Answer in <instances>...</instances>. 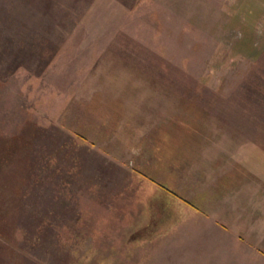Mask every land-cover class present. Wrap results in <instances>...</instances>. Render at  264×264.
Wrapping results in <instances>:
<instances>
[{"label":"rangeland","instance_id":"374dc122","mask_svg":"<svg viewBox=\"0 0 264 264\" xmlns=\"http://www.w3.org/2000/svg\"><path fill=\"white\" fill-rule=\"evenodd\" d=\"M190 141L219 152L209 175L156 190L149 152ZM251 145L244 193L264 191V0H0V264H264V192L223 193L229 225L205 203Z\"/></svg>","mask_w":264,"mask_h":264},{"label":"crops","instance_id":"0c3cea01","mask_svg":"<svg viewBox=\"0 0 264 264\" xmlns=\"http://www.w3.org/2000/svg\"><path fill=\"white\" fill-rule=\"evenodd\" d=\"M184 130H187V129H184ZM187 131H189L188 132L189 134H187L188 136H193V134L195 132V131H191V129H188ZM173 135H175V132L172 133V136ZM156 136L160 138V139L158 138L156 140L155 149L157 151L158 146H162L161 137L165 138L166 135H162L161 136L159 133H157ZM165 141H166V139H165ZM191 142L192 141H190V144H192ZM204 148L205 147L203 146L200 151H202ZM196 149H197L196 144L193 143L192 145H189L188 151L182 152L181 154H179V158L176 161H174V160L166 161L167 157H165V161L163 162V166H159L160 165V160L155 158L156 156L154 157L155 164H153L154 161L150 162L152 160V159L150 160V158H152V157H150V155L151 154L153 155V152H151V154L149 152L148 157H147L148 159H146L145 158L146 156H144V158L146 159V161H145L146 163L144 162L145 166H147V167L151 166L152 168H153V166H155L156 169H157L156 174H157V177L159 178V180L157 181V184L154 183L157 186L156 190H158V188L161 187V179L162 178H164V177L166 178L167 176L169 178H170V176L173 177L175 171H176L175 177L177 178V174L179 172L181 173V171L179 169L184 170L185 172L188 169V171H189V175L188 176L191 177V178H193V177L196 178V177H199V176H208L209 175L210 171L207 170L206 167L209 164V162L213 161V158L216 157L217 153H219V152L218 151L212 152V153L210 152L211 154L206 157L203 154H201V155H198V153L196 154ZM247 149H248L247 152H246L247 154L244 153L242 156H240L238 161L233 165V167L230 170H228L226 172H221V173L215 172V174L212 175V176H216V177L219 176V178H215V180L213 182H211L212 186L209 189L208 193H210L209 197H211V194H212V197H211V199L208 198L205 203L207 205V203H209V201L213 202L210 206L207 205L208 206L207 209H208L209 213L212 215L211 217H216L217 219L220 217L221 221H224L223 224H225V225H229L230 224L229 223V218H232L234 216V211H236L237 208L238 209H243V208H240V206L236 203V201L233 198H232V200L234 201V203L231 204L233 206L228 207V205H229L228 203L222 204L223 193L228 195L229 194L228 192L230 190H232V191H236L237 190L236 191L237 194L243 193V194H240V196L244 199L245 197H243V196L246 194V191H247L248 192L247 194H251L252 193V196H253L252 199H246L247 202L251 203V202H253V199L255 197H257V193L264 192L261 186L256 187L255 185L251 186L249 188V190L246 187H244L245 193L240 191V187L237 189V185H236L235 182L237 180H239V181L243 180V177H238L237 176V178L235 179V177H236L235 176V171L238 169L237 173L241 174L242 173V172H240L242 170V166L241 165H243V167H246L252 161L254 163V160H253L255 158L254 153L255 152H261V148L259 146H257V145H251ZM206 162H208V164ZM174 163L176 164V166L174 165ZM177 163L179 165H177ZM258 163H259V160L257 161L256 165ZM185 172H182L181 175L182 176H186ZM164 180H166V179H164ZM233 184L235 186H233ZM218 193H222L221 196H218ZM260 196H261V194H260ZM260 198H259V195H258V200H259L258 208H256L254 206V202L251 205H248V208L252 207L251 208L252 211H255V210L259 209L260 214L262 215V211H263V215H264V208H263L264 207V203L263 204L260 203ZM225 199H226V197H225ZM254 200H256V199H254ZM218 201H220L221 203H218ZM236 204H237V207H235ZM218 209H220L219 213H217ZM214 210H215V212H214ZM153 215L154 214H151L150 216H153ZM230 228H231V226H230ZM9 264H11V263H9ZM12 264H21V261L19 259H16L15 261L14 260L12 261Z\"/></svg>","mask_w":264,"mask_h":264}]
</instances>
